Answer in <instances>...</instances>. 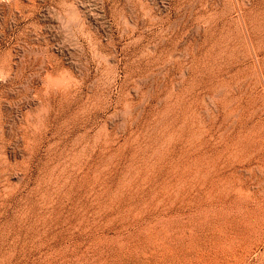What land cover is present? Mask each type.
<instances>
[{"label": "rangeland", "instance_id": "obj_1", "mask_svg": "<svg viewBox=\"0 0 264 264\" xmlns=\"http://www.w3.org/2000/svg\"><path fill=\"white\" fill-rule=\"evenodd\" d=\"M0 264H264V0H0Z\"/></svg>", "mask_w": 264, "mask_h": 264}]
</instances>
